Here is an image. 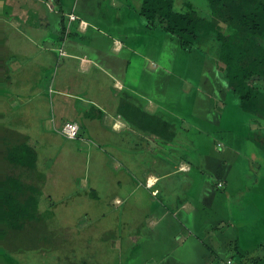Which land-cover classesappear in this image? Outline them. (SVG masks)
<instances>
[{
  "label": "rangeland",
  "instance_id": "374dc122",
  "mask_svg": "<svg viewBox=\"0 0 264 264\" xmlns=\"http://www.w3.org/2000/svg\"><path fill=\"white\" fill-rule=\"evenodd\" d=\"M187 4L210 17L207 0H176L175 7L186 11ZM153 35L141 50L148 61L136 58L126 73H65L58 54L42 66L43 51L28 49L26 40L18 42L23 49L13 47L18 54L11 57L7 54L12 48L3 49L5 42H0V148L9 131L21 142L30 136L29 144L39 153L37 172L31 175L41 186L42 218L37 227L26 229L27 237L18 234L14 248L0 247V264H227L228 259L230 264H248L264 256L259 249L241 259L230 238L217 243L220 222L229 224L221 226H226L224 231L238 233L244 252V243L251 250L264 243V119L256 121L227 91L211 42L188 52L161 27ZM14 63L29 73L12 71ZM118 78L128 86L119 89ZM147 98L164 106L163 116L149 109ZM103 106L112 116L110 123L80 118L86 111L95 115ZM173 111L208 129L206 141L197 134L175 138L185 141L190 153L174 156L198 158L207 172V201L200 195V201L189 200L194 205L191 216L186 209L176 214L168 210L183 202L181 178H174L179 184L172 186V205L164 199L167 192L160 195L145 184V172L163 173L165 162H172L173 153L156 155L152 145L167 149L163 143L171 142V127L179 123ZM62 118L83 121L82 140H69L59 132ZM118 121L126 126L114 129ZM0 170L13 169L0 161ZM225 242L229 250L221 249Z\"/></svg>",
  "mask_w": 264,
  "mask_h": 264
},
{
  "label": "crops",
  "instance_id": "0c3cea01",
  "mask_svg": "<svg viewBox=\"0 0 264 264\" xmlns=\"http://www.w3.org/2000/svg\"><path fill=\"white\" fill-rule=\"evenodd\" d=\"M142 3L143 0H0V42H5V47L3 49L6 47L12 48L9 52L10 54H7V56L11 57L14 52L16 55L18 54V51L13 47L23 49V43L21 44L18 42L26 40L27 43L30 44L26 46L28 49L31 47L32 50H34L36 47L38 50L43 51L46 59L41 61L42 66H44L46 62L49 63L51 57L55 58L56 54H58V64L61 67V72L65 73H126L128 66L134 63L136 58L139 60L145 58V60L148 61L146 58L147 55L141 53L143 42H145L144 40L151 42L152 39H154V30L157 28L155 27L153 29L148 27V21L141 13ZM72 15L75 16V18H73ZM33 54H35V52ZM12 71L22 75L29 73L26 68L21 67L18 63H14ZM125 80L126 79L118 78L115 85L118 86L119 89L125 88L128 86ZM66 83H68V81ZM25 86L28 88L30 84L25 83L24 87ZM147 99L149 109L160 110V116H163V105L158 104L154 99ZM100 108L101 109H99L95 115H91L89 111H86L87 116L85 114H80V118L83 116L86 118H97L104 124L108 123L112 118L109 109L104 106ZM52 114V121L56 123L58 119L54 113ZM171 115L172 118H177L179 123L174 128L171 127L173 130L171 142L163 143L166 145L167 149H165V151L160 150V146L163 145L155 142L152 147L155 148L156 155L157 153H173L171 158L172 162H165L167 169L165 168L166 170L162 171L163 173L145 172V184L147 188H155L157 192L159 191L160 195H162L161 192H167L163 195L164 199L167 198L171 200L172 203L170 204L172 205L175 200L174 194H176L172 186L179 184L174 178H181L184 187H180L179 191H182L185 195L184 199H182L183 202L176 209L168 208V210H173V214H176V212L181 213L183 210L185 213L186 209L187 216H191L190 212L194 211V205L191 203L192 201H200L198 199L199 195L205 199L204 202L207 201L206 197L208 192L207 188H204L205 182H207V172L202 164V160L200 161L198 158L192 161V159L189 160V157L174 156V154H178L179 152L183 155L189 152V149L185 147V141L179 139L177 143H174V138L184 137L185 134L187 136H195L197 134L199 137L204 136L206 141L208 129L203 122L195 118H187V116L181 114V112L173 111ZM67 121L76 122L80 126V133L76 139L82 140L83 132L85 131L83 121L79 122L77 119L72 120L66 118L60 119V122H62L61 125ZM187 123L190 126L187 125ZM125 126L126 123L118 121L114 122L112 127L119 130ZM1 129L2 127H0V130ZM6 129L5 127L3 128L4 131ZM191 132H195V134ZM13 135L12 132L9 131L6 136L13 137ZM28 137L30 140V136ZM178 143L184 144L183 147L177 146L176 144ZM3 149L4 146L1 145L0 161L4 164L2 157ZM142 153L149 154L146 151ZM154 161L156 168H159L160 164L158 159ZM201 175H204V177H201ZM147 184H149V186ZM223 184H225V182ZM218 186L222 187V182H219ZM196 187H198L196 190L197 193L192 195ZM176 190L178 191V189ZM94 192L95 191H93V193ZM187 192H189L191 197H195V199H187ZM189 200L192 201L189 203ZM203 207L207 209L208 205H203ZM225 224L227 223L220 222V227H218V229H220L217 242L218 246H220L219 243L221 244L222 240L226 241L230 238L236 243V249H233L239 250L241 247L238 244V233L234 230L224 231L223 228L226 226L223 228L221 226ZM229 233L234 234L235 238H232ZM252 246L255 249L251 250L252 248H249L248 245L244 243V247L248 249V251H245L247 254L252 251H258L259 249L264 250V243ZM221 249L229 250L227 243L225 247L224 245L223 247L221 246ZM214 253L215 252H213L212 255H214ZM260 258H264V256ZM229 260L232 262L231 259H228L227 264ZM255 260L257 259L255 258ZM255 260H251V264L254 263ZM211 264L217 263L212 262Z\"/></svg>",
  "mask_w": 264,
  "mask_h": 264
},
{
  "label": "trees",
  "instance_id": "16d2710c",
  "mask_svg": "<svg viewBox=\"0 0 264 264\" xmlns=\"http://www.w3.org/2000/svg\"><path fill=\"white\" fill-rule=\"evenodd\" d=\"M175 2L143 0L141 13L148 27H161L174 35L188 52L201 42H211L218 51V75L227 91L256 121L264 119V0H207L209 18L192 4L186 11L177 10ZM28 140L26 135L22 142L4 138L2 157L13 169L12 173L0 170V247L4 248H14L18 234L21 237L42 221L41 186L31 175L38 169V152ZM238 255L242 259L246 252L239 249ZM262 263L264 258L252 264Z\"/></svg>",
  "mask_w": 264,
  "mask_h": 264
},
{
  "label": "built area",
  "instance_id": "2783aa9c",
  "mask_svg": "<svg viewBox=\"0 0 264 264\" xmlns=\"http://www.w3.org/2000/svg\"><path fill=\"white\" fill-rule=\"evenodd\" d=\"M72 17L75 18L73 15ZM59 132L66 138L76 139L80 133V126L76 122L67 121L63 124ZM230 263L231 261L229 260L228 264Z\"/></svg>",
  "mask_w": 264,
  "mask_h": 264
}]
</instances>
